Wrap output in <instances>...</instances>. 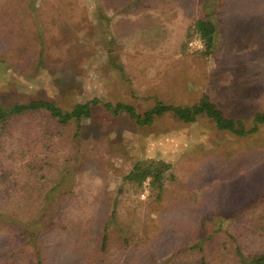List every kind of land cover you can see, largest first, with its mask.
Wrapping results in <instances>:
<instances>
[{
  "label": "rangeland",
  "instance_id": "1",
  "mask_svg": "<svg viewBox=\"0 0 264 264\" xmlns=\"http://www.w3.org/2000/svg\"><path fill=\"white\" fill-rule=\"evenodd\" d=\"M199 20L215 25L208 56L187 50ZM204 97L245 129L264 112V0H0V103L91 111L0 128V264H243L237 248L264 252V123L237 136L202 113L139 124L115 110ZM157 161L170 165L160 187L125 179Z\"/></svg>",
  "mask_w": 264,
  "mask_h": 264
},
{
  "label": "trees",
  "instance_id": "2",
  "mask_svg": "<svg viewBox=\"0 0 264 264\" xmlns=\"http://www.w3.org/2000/svg\"><path fill=\"white\" fill-rule=\"evenodd\" d=\"M195 28L200 33L205 44V48L201 53L208 56L215 42V25L210 20H199L196 21ZM113 65L117 66L115 63H113ZM117 67L124 73L121 66ZM95 102H98V100L94 99L92 103ZM104 106L110 107V104L105 103ZM120 109L127 111L139 124L152 122L155 118L163 115L167 111L173 113L175 117L184 122L194 121L196 115L202 113L212 118L218 129L228 130L237 136L247 135L256 128L257 124L264 123V112H257L253 116L255 125H253L251 129H245L240 120L236 121L225 118L222 112L206 97L192 107L166 105L157 102L152 110L145 112L144 116L136 114L134 108L127 104H116L115 110L118 111ZM37 111L47 112L50 117L56 119L60 124H66L71 120L80 121L82 118H88L91 115L90 103H75L70 110H64L57 105L55 101L46 99H34L26 103L16 102L7 106L0 103V128L4 129L9 120L15 116H21ZM169 168L170 165L163 161H157L156 164L147 166H141L138 162L124 177L126 180L134 181L139 185H141L146 178H150L151 184L160 187L161 179ZM237 252L243 264H264L263 251L258 254L247 256L242 255L238 248Z\"/></svg>",
  "mask_w": 264,
  "mask_h": 264
},
{
  "label": "built area",
  "instance_id": "3",
  "mask_svg": "<svg viewBox=\"0 0 264 264\" xmlns=\"http://www.w3.org/2000/svg\"><path fill=\"white\" fill-rule=\"evenodd\" d=\"M205 48L204 40L196 28L191 30L189 39L187 41V50L189 52H201Z\"/></svg>",
  "mask_w": 264,
  "mask_h": 264
},
{
  "label": "crops",
  "instance_id": "4",
  "mask_svg": "<svg viewBox=\"0 0 264 264\" xmlns=\"http://www.w3.org/2000/svg\"><path fill=\"white\" fill-rule=\"evenodd\" d=\"M122 65H124V66H122V68L125 70L126 69V67H125V63H121ZM127 65V64H126ZM138 66H140L139 64H138ZM144 67H145V65H144ZM143 67V68H144ZM138 68H141V66L140 67H138Z\"/></svg>",
  "mask_w": 264,
  "mask_h": 264
}]
</instances>
